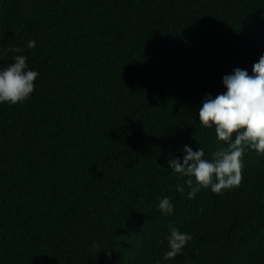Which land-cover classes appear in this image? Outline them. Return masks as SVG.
Returning a JSON list of instances; mask_svg holds the SVG:
<instances>
[{"label":"trees","instance_id":"obj_1","mask_svg":"<svg viewBox=\"0 0 264 264\" xmlns=\"http://www.w3.org/2000/svg\"><path fill=\"white\" fill-rule=\"evenodd\" d=\"M261 53L264 0H0V66L39 73L0 103V264H264V154L192 198L167 163L227 147L202 97ZM169 224L192 239L165 260Z\"/></svg>","mask_w":264,"mask_h":264},{"label":"clouds","instance_id":"obj_2","mask_svg":"<svg viewBox=\"0 0 264 264\" xmlns=\"http://www.w3.org/2000/svg\"><path fill=\"white\" fill-rule=\"evenodd\" d=\"M35 43V40L29 39L26 47L30 49ZM14 51L19 53L20 49ZM11 60L6 66H0V103L23 102L32 93L34 79L39 75L37 70L27 66L25 55L16 54ZM251 72L234 68L231 73L222 76L225 91L214 97L205 93L201 100L197 113L199 122L205 127H214L217 140L224 141L227 147L213 152L212 160L203 158V148L193 150L188 144L183 145L182 156L169 154L168 167L186 178L184 184L188 186L189 198L202 187H209L212 192L218 193L239 185L242 178L241 157L246 148L264 154V53L253 63ZM176 188L177 191H184L179 183ZM157 207L164 215H171L174 209L167 195L159 199ZM167 227L164 236L168 245V250L163 253L165 260L180 254L186 242L192 239L191 233L180 231L175 225ZM106 255L110 253L106 252Z\"/></svg>","mask_w":264,"mask_h":264}]
</instances>
